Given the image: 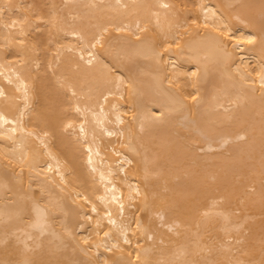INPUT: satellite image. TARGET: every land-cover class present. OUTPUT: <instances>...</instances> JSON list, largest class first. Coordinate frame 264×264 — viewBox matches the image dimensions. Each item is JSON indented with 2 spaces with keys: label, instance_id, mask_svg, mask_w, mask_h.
Masks as SVG:
<instances>
[{
  "label": "bare ground",
  "instance_id": "6f19581e",
  "mask_svg": "<svg viewBox=\"0 0 264 264\" xmlns=\"http://www.w3.org/2000/svg\"><path fill=\"white\" fill-rule=\"evenodd\" d=\"M0 264H264V0H0Z\"/></svg>",
  "mask_w": 264,
  "mask_h": 264
}]
</instances>
